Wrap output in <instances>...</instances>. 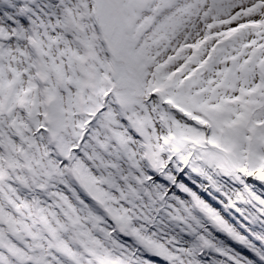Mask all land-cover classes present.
Segmentation results:
<instances>
[{
    "label": "snow or ice",
    "instance_id": "6c2138e0",
    "mask_svg": "<svg viewBox=\"0 0 264 264\" xmlns=\"http://www.w3.org/2000/svg\"><path fill=\"white\" fill-rule=\"evenodd\" d=\"M0 264H264V0H0Z\"/></svg>",
    "mask_w": 264,
    "mask_h": 264
}]
</instances>
